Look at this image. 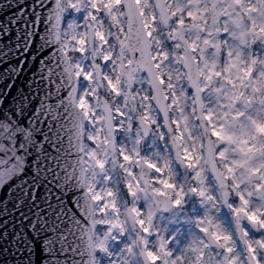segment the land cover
Returning <instances> with one entry per match:
<instances>
[{"label":"snow or ice","instance_id":"snow-or-ice-1","mask_svg":"<svg viewBox=\"0 0 264 264\" xmlns=\"http://www.w3.org/2000/svg\"><path fill=\"white\" fill-rule=\"evenodd\" d=\"M256 21H264V0L0 2V253L12 250V264H102L101 252L108 264H184V255L171 248L170 235L160 236L157 230L155 250L148 247L151 210L146 226L143 213L131 209L142 234L136 245L129 242L119 253L109 247L111 242L119 247L126 233L115 201L108 199L113 192L105 185L117 166L131 175L125 163L133 159L121 146L117 161L116 134L127 130L139 163V145L153 127L146 105L162 108L161 99L181 114L172 124L182 134L188 118L181 102L195 109L204 92L223 94L219 123L211 113L203 119L209 121L212 137L239 145L241 158L233 163L242 178L249 170L259 175L256 193L264 197V123L249 115L254 103L259 104L257 114L264 113V57L250 51L264 44V27L254 28ZM169 46L177 51L170 55ZM210 56H226L237 69L227 80L229 92L223 83L216 87L214 77L222 74L216 70L218 59ZM175 59L185 76L157 75ZM25 72L29 75L18 85ZM157 80L167 88L163 97ZM140 107L143 120L135 118ZM207 150L211 157V142ZM186 159L193 167L192 157ZM144 163L163 175L162 167ZM227 171L236 179L233 167ZM155 182L176 189L167 180ZM126 187L129 196L137 195L131 182ZM234 187H241L239 180ZM236 195L239 206L228 207L240 220L264 229V218L247 210L252 193ZM182 196V189L176 190V198L159 210L179 209ZM100 225L106 226L104 240L98 239ZM237 240L243 246L242 264H264V236L257 238L242 225ZM220 247L222 253L213 252L203 243L195 260L241 264L230 243Z\"/></svg>","mask_w":264,"mask_h":264},{"label":"clouds","instance_id":"clouds-1","mask_svg":"<svg viewBox=\"0 0 264 264\" xmlns=\"http://www.w3.org/2000/svg\"><path fill=\"white\" fill-rule=\"evenodd\" d=\"M253 27H264V21H256ZM169 48L170 55L172 51H177L171 46ZM250 51L264 57V44H256ZM209 59H218L216 70L222 74L220 78L214 77L216 87H220L223 83L225 92H229L230 86L227 80L229 76L236 75L237 69L232 67L226 56L218 58L210 56ZM170 73L174 79L186 75L183 65L178 59L170 61V64L162 68L157 75L168 77ZM157 87L161 89L158 95L163 97L167 91L166 86L159 85L157 80ZM145 91H148L147 85H145ZM184 92L189 97L191 96L186 80L184 81ZM222 100L223 94L207 91L202 94L201 103L195 109L191 104L184 105L181 102L180 107L184 108L183 115L188 118L187 127H182V134L172 124V120L179 118L181 114L171 105H165L162 99L160 101V104L163 105L162 108L155 103L146 105L148 123L152 124L153 127L151 128L152 135L139 145V163H137L135 155L137 146L129 139L127 130L116 134L117 161H119V148L121 146L133 156V159L131 162L125 163V167L130 170L131 175L126 174L117 166L111 181L105 185L106 190L110 189L113 192V196L108 199L115 201L119 209L118 222L125 226L124 231L126 233V236L119 241V247L116 246V242L109 243L113 253L124 250L129 242L136 245L137 237L142 235L139 227L134 223L136 214L131 212L132 208L143 213L146 226L149 221V211L154 213V220L151 225L152 237L150 239L145 238L148 239V247L155 250V246L159 242V237L155 235L157 230L160 236L170 235L172 237L171 248L175 253L184 255V264H190V262L191 264H199L195 257L198 255V251L203 249V243H206L211 251L221 253L223 249L220 245L230 243L237 249L235 254L242 264L243 246L239 245L237 240L238 230L241 226L251 229L257 238L264 236V229H259L258 226L252 225L246 219L240 220L232 208L228 207L229 203H235L239 206L237 192L244 191L246 196L248 192H251L252 195L247 197L249 199L247 210L259 218H264V197L256 193V184L262 182L259 175L249 170L247 175L242 178L239 166L233 163L241 158L239 145L218 141L217 138L212 137L209 121L203 119L205 114L211 113L213 120L219 123L216 120V115L220 111L219 104ZM258 107L259 104L254 103L249 115L264 123V113L258 115L255 111ZM135 118L137 120L145 118L143 107L138 108ZM235 131L239 133L241 130L237 128ZM253 134L260 135L255 130H253ZM209 142H211L213 149L211 157H209L207 150ZM221 150L224 151L223 157L218 155ZM186 155L192 157L193 167L188 166L189 161L186 159ZM145 160H150L162 167L164 169L163 175L161 176L155 173L153 169H149L144 163ZM229 166L233 167L236 179H233V173H228L227 168ZM261 172L264 173V168L261 169ZM225 176L228 177L227 180L224 179ZM159 179L167 180L176 185V189H164L162 184L155 182ZM237 180L241 183L240 188L234 187ZM137 181H140L139 187L136 185ZM126 182L133 184V188L137 192L136 196L128 195ZM225 184H227L226 188L224 187ZM194 187L197 189L196 192L192 191ZM178 189L183 191L182 206L171 212L160 211L161 206L170 205L171 199L176 198V190ZM161 190L165 195L159 194ZM157 201H159V205ZM109 218H112L111 215ZM98 227V239L104 240L106 226L100 225ZM217 236L221 237L220 241L216 240ZM229 236L232 237L231 241L223 239ZM204 250L208 251V249ZM98 258L102 264H108V258L103 252L99 254Z\"/></svg>","mask_w":264,"mask_h":264},{"label":"water","instance_id":"water-1","mask_svg":"<svg viewBox=\"0 0 264 264\" xmlns=\"http://www.w3.org/2000/svg\"><path fill=\"white\" fill-rule=\"evenodd\" d=\"M0 2H3V0H0ZM29 75L28 72H25V74L20 78V80L17 82L18 85H23V81L26 78V76ZM4 193L0 192V196H3ZM11 199V197H10ZM3 247V246H0ZM12 250H9L7 253H0V264H12L13 257L10 255V252Z\"/></svg>","mask_w":264,"mask_h":264}]
</instances>
